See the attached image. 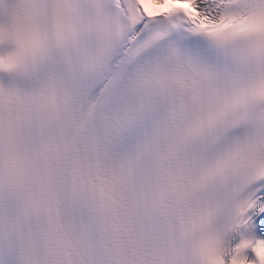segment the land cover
Instances as JSON below:
<instances>
[{
	"label": "snow or ice",
	"instance_id": "snow-or-ice-1",
	"mask_svg": "<svg viewBox=\"0 0 264 264\" xmlns=\"http://www.w3.org/2000/svg\"><path fill=\"white\" fill-rule=\"evenodd\" d=\"M0 264H264V0H0Z\"/></svg>",
	"mask_w": 264,
	"mask_h": 264
}]
</instances>
